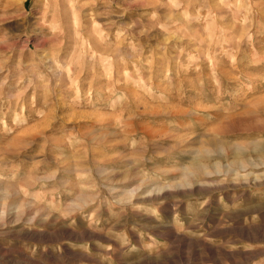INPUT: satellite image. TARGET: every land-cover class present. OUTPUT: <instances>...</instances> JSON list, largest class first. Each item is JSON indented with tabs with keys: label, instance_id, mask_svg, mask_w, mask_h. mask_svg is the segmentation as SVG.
Here are the masks:
<instances>
[{
	"label": "rangeland",
	"instance_id": "1",
	"mask_svg": "<svg viewBox=\"0 0 264 264\" xmlns=\"http://www.w3.org/2000/svg\"><path fill=\"white\" fill-rule=\"evenodd\" d=\"M0 264H264V0H0Z\"/></svg>",
	"mask_w": 264,
	"mask_h": 264
},
{
	"label": "bare ground",
	"instance_id": "2",
	"mask_svg": "<svg viewBox=\"0 0 264 264\" xmlns=\"http://www.w3.org/2000/svg\"><path fill=\"white\" fill-rule=\"evenodd\" d=\"M195 164H196V166H198V167H199V165H200V163H198V161H197Z\"/></svg>",
	"mask_w": 264,
	"mask_h": 264
}]
</instances>
